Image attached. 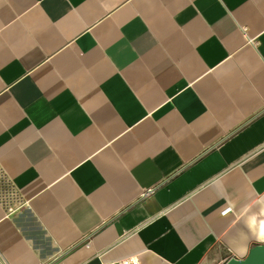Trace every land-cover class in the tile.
Listing matches in <instances>:
<instances>
[{
	"label": "crops",
	"instance_id": "0c3cea01",
	"mask_svg": "<svg viewBox=\"0 0 264 264\" xmlns=\"http://www.w3.org/2000/svg\"><path fill=\"white\" fill-rule=\"evenodd\" d=\"M0 172V264L245 258L264 0H0Z\"/></svg>",
	"mask_w": 264,
	"mask_h": 264
},
{
	"label": "water",
	"instance_id": "95a60500",
	"mask_svg": "<svg viewBox=\"0 0 264 264\" xmlns=\"http://www.w3.org/2000/svg\"><path fill=\"white\" fill-rule=\"evenodd\" d=\"M226 264H264V242L252 247L245 258L240 259L233 256Z\"/></svg>",
	"mask_w": 264,
	"mask_h": 264
},
{
	"label": "rangeland",
	"instance_id": "374dc122",
	"mask_svg": "<svg viewBox=\"0 0 264 264\" xmlns=\"http://www.w3.org/2000/svg\"><path fill=\"white\" fill-rule=\"evenodd\" d=\"M0 188H1L0 189V193H1V190L3 192H5V194L9 198V201H11V203H13V205H14L13 208L14 209L20 210L21 208H23L25 206V204H23L22 201L20 200V198H19L17 192L15 191V189H13L10 181L1 172H0Z\"/></svg>",
	"mask_w": 264,
	"mask_h": 264
},
{
	"label": "bare ground",
	"instance_id": "6f19581e",
	"mask_svg": "<svg viewBox=\"0 0 264 264\" xmlns=\"http://www.w3.org/2000/svg\"><path fill=\"white\" fill-rule=\"evenodd\" d=\"M1 189V188H0ZM3 195H2V194ZM1 193H0V199L4 202V203H6L7 205H9L11 208L13 207V205L11 204V201H9V198H8V196L5 194V192H3L2 190H1ZM260 237L261 238H263L264 239V220H263V222H262V225H261V227H260Z\"/></svg>",
	"mask_w": 264,
	"mask_h": 264
},
{
	"label": "built area",
	"instance_id": "2783aa9c",
	"mask_svg": "<svg viewBox=\"0 0 264 264\" xmlns=\"http://www.w3.org/2000/svg\"><path fill=\"white\" fill-rule=\"evenodd\" d=\"M112 264H142L141 258L139 256H133V258L120 260Z\"/></svg>",
	"mask_w": 264,
	"mask_h": 264
}]
</instances>
